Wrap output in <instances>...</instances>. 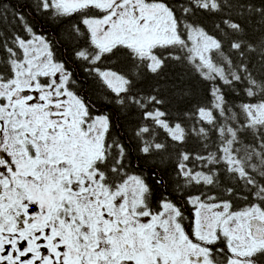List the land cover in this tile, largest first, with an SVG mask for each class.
<instances>
[{
	"label": "snow or ice",
	"instance_id": "obj_1",
	"mask_svg": "<svg viewBox=\"0 0 264 264\" xmlns=\"http://www.w3.org/2000/svg\"><path fill=\"white\" fill-rule=\"evenodd\" d=\"M0 264H264V6L0 0Z\"/></svg>",
	"mask_w": 264,
	"mask_h": 264
},
{
	"label": "trees",
	"instance_id": "obj_2",
	"mask_svg": "<svg viewBox=\"0 0 264 264\" xmlns=\"http://www.w3.org/2000/svg\"><path fill=\"white\" fill-rule=\"evenodd\" d=\"M19 2L20 3H24V2H26V0H19ZM251 2L254 5L264 6V5H260V0H251ZM25 11H28V10L25 9ZM29 15H31L30 12H29ZM198 16L200 17L201 22L204 23L205 27H207L209 29V31L212 30V28H211V22L213 20H215V19H220L221 18L219 14L212 15V14L198 13ZM233 19H236V17H233ZM41 23L44 24L43 22H41ZM40 26H41V24H40ZM248 34L249 35H248L247 38H252L251 28L248 29ZM157 51L159 52L160 50L158 49ZM180 71H183V69H179V68H176L175 69V72H180ZM184 84H185V86L190 87L192 89V91H193V98L194 99L201 100V99H204L205 98L203 96V92H202V88H203L202 82H200L198 80V78H196L191 73L190 70L188 71V77L185 79ZM241 98H243V97H241ZM233 99H235V97H233ZM121 119H123V118H121Z\"/></svg>",
	"mask_w": 264,
	"mask_h": 264
},
{
	"label": "flooded vegetation",
	"instance_id": "obj_3",
	"mask_svg": "<svg viewBox=\"0 0 264 264\" xmlns=\"http://www.w3.org/2000/svg\"><path fill=\"white\" fill-rule=\"evenodd\" d=\"M40 27H41L42 29H44V28H47L48 25H46V24L44 25V24L41 23V26H40Z\"/></svg>",
	"mask_w": 264,
	"mask_h": 264
},
{
	"label": "rangeland",
	"instance_id": "obj_4",
	"mask_svg": "<svg viewBox=\"0 0 264 264\" xmlns=\"http://www.w3.org/2000/svg\"><path fill=\"white\" fill-rule=\"evenodd\" d=\"M193 35H194V37H195V35H197V33L194 32ZM201 39H203V37H201Z\"/></svg>",
	"mask_w": 264,
	"mask_h": 264
}]
</instances>
